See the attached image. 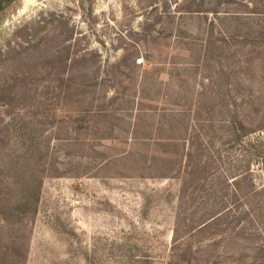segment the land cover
I'll use <instances>...</instances> for the list:
<instances>
[{"label": "rangeland", "instance_id": "1", "mask_svg": "<svg viewBox=\"0 0 264 264\" xmlns=\"http://www.w3.org/2000/svg\"><path fill=\"white\" fill-rule=\"evenodd\" d=\"M3 165L0 264H264V0H3Z\"/></svg>", "mask_w": 264, "mask_h": 264}, {"label": "trees", "instance_id": "2", "mask_svg": "<svg viewBox=\"0 0 264 264\" xmlns=\"http://www.w3.org/2000/svg\"><path fill=\"white\" fill-rule=\"evenodd\" d=\"M3 0H0V3H2ZM202 11L201 9H198L197 12ZM212 12L214 14H218L217 9H213ZM231 17V16H228ZM211 46L207 45L206 46V54L205 57H208L209 52L211 50ZM101 109H104L102 106ZM245 127L241 122L235 121V127H234V135L235 138H241L243 135H245L247 132L245 131ZM241 131V133L239 132ZM32 145V144H31ZM29 146V145H28ZM26 146V154L28 156L18 155L17 159L12 162L15 166H18L22 163V160L27 162L31 158L29 157V154L33 153L34 150L30 147ZM24 158V159H23ZM201 166V167H200ZM7 165H3L0 167L1 171L0 174H3L4 170H6ZM205 165L201 163L197 165L196 172H199V174H202V170L204 169ZM193 178V177H192ZM200 178V177H199ZM195 179V178H194ZM189 181V179H188ZM2 180L0 179V185L4 186L3 183H1ZM14 184H17L20 186V194H21V199L17 203H5V206L3 205V209L0 208V215H2L3 219L5 221L13 219L12 222L15 223H21L23 220V217L30 212H36L38 203L40 200L41 196V184L39 182L34 183L33 181H29V179H25L24 181L21 179H14L13 180ZM3 193V189L0 187V200H1V194ZM236 195V194H235ZM1 206V202H0Z\"/></svg>", "mask_w": 264, "mask_h": 264}]
</instances>
